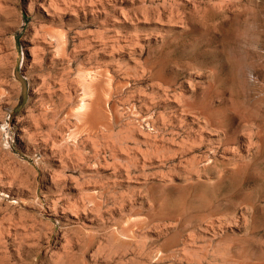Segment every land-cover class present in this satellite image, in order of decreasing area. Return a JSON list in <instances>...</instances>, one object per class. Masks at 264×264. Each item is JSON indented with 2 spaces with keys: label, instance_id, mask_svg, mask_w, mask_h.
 Returning a JSON list of instances; mask_svg holds the SVG:
<instances>
[{
  "label": "rangeland",
  "instance_id": "1",
  "mask_svg": "<svg viewBox=\"0 0 264 264\" xmlns=\"http://www.w3.org/2000/svg\"><path fill=\"white\" fill-rule=\"evenodd\" d=\"M262 85L264 0H0V264H264Z\"/></svg>",
  "mask_w": 264,
  "mask_h": 264
},
{
  "label": "bare ground",
  "instance_id": "2",
  "mask_svg": "<svg viewBox=\"0 0 264 264\" xmlns=\"http://www.w3.org/2000/svg\"><path fill=\"white\" fill-rule=\"evenodd\" d=\"M252 40H254V38L252 39ZM256 40V39H255ZM250 41H251V39H250ZM258 41V40H257ZM256 42V41H255ZM253 43H254V41H253ZM259 44V43H258ZM254 45V44H253ZM253 47H255V46H253ZM257 47V46H256ZM255 47V48H256ZM257 49V48H256ZM262 52V51H261ZM243 62V61H242ZM245 63H246V61H244ZM253 62V61H252ZM251 62V63H252ZM255 62V61H254ZM247 63L248 64H244V63H241V66L239 67V66H236V70L238 71V73L240 74V76H241V85H245V84H248L249 82H250V75H252V72H253V67L251 66V64L249 65V62H248V60H247ZM257 68H259V67H257ZM240 78V77H239ZM263 80V79H262ZM239 81H240V79H239ZM250 84V83H249ZM257 85V84H256ZM262 86H264V85H262ZM243 90H244V88H243ZM249 90V89H248ZM244 93H245V91H244ZM261 93V92H260ZM264 94V93H263ZM244 95H246V94H244ZM245 97H247V96H245ZM244 97V98H245ZM257 97H258V95H257ZM246 99V98H245ZM245 99L244 100H241V101H244L245 102ZM249 100V99H248ZM263 100V99H262ZM81 103H82V105H84V104H86V101H85V99H82L81 100ZM259 104V103H258ZM251 106V105H250ZM259 106H261V103H260V105ZM246 107V106H245ZM252 107V106H251ZM247 108H249V107H247ZM254 109H255V107H253ZM258 108V107H257ZM262 109V108H261ZM245 111V110H244ZM246 112V111H245ZM257 113H258V111H257ZM243 117H244V114H243ZM251 117V116H250ZM247 120V119H246ZM252 120H254V119H252ZM247 122V121H246ZM257 123V122H256ZM258 125V124H257ZM260 128V127H259ZM258 128V129H259ZM257 129V128H256ZM260 130H262V129H260ZM248 131L249 130H247V132H246V134L248 133ZM243 132V131H242ZM256 132V131H255ZM254 132V133H255ZM263 132V131H262ZM258 133V132H257ZM256 133V134H257ZM244 134V133H243ZM251 134V133H250ZM259 134V133H258ZM262 134V133H261ZM242 135V134H241ZM254 135V134H253ZM250 136V135H249ZM254 137V136H253ZM252 137V138H253ZM258 137V136H257ZM260 137H262V136H260ZM249 138V137H248ZM251 140V139H250ZM249 140V141H250ZM252 141V140H251ZM254 141H256V140H253V142ZM261 141H262V138H261ZM260 142V141H259ZM252 145V144H251ZM257 148H259V147H257ZM242 150V149H241ZM263 150V149H262ZM257 151V150H256ZM260 152H261V150H260ZM264 153V152H263ZM242 154V153H241ZM242 158V157H241ZM241 161H243V159L241 160ZM244 164V163H243ZM255 164H256V162H255ZM242 165V164H241ZM245 166H247L246 164H245ZM243 167H244V165H243ZM242 169V168H241ZM244 169H246V168H244ZM248 169V168H247ZM249 169H251V168H249ZM251 170H253V169H251ZM231 172V171H230ZM229 172V173H230ZM236 172H237V170H236ZM242 172V171H241ZM246 172V171H245ZM245 172H243V173H245ZM248 172V171H247ZM259 172V171H258ZM228 173V174H229ZM238 174V173H237ZM254 174V173H253ZM231 175V174H230ZM229 175V176H230ZM256 175H258V174H256ZM261 175V174H260ZM260 177V176H259ZM262 177V176H261ZM224 178H225V176H224ZM229 179V178H228ZM243 179V178H242ZM245 179V178H244ZM259 179V178H258ZM230 181V180H229ZM239 181V180H238ZM227 182H228V180H227ZM243 182H245V181H243ZM257 184V183H256ZM233 186H235V185H233ZM239 187V186H238ZM243 187H245V186H243ZM242 187V188H243ZM250 188H252V187H250ZM244 189V188H243ZM228 190V189H227ZM255 190H257V189H255ZM232 191V190H231ZM254 191V190H253ZM199 192V191H198ZM205 192V191H204ZM260 192V191H259ZM200 194V193H199ZM199 194H198V197H199ZM204 194V193H203ZM249 194V193H248ZM231 195V194H230ZM238 195V194H237ZM243 195H245V194H243ZM204 196V195H203ZM205 196H206V194H205ZM214 196V195H213ZM216 196V195H215ZM234 196V195H233ZM249 196V195H248ZM202 197V196H201ZM244 197V196H243ZM214 198V197H213ZM249 198H251V197H249ZM254 198V197H253ZM196 199V198H195ZM247 199V198H246ZM262 199V198H261ZM239 200V199H238ZM253 200V199H252ZM195 201V200H194ZM198 201V200H197ZM196 201V202H197ZM203 201V200H202ZM182 202H184V201H182ZM193 202V201H192ZM215 203V202H214ZM217 203V202H216ZM184 204V203H183ZM201 204V203H200ZM223 204V203H222ZM245 204V203H244ZM258 204V203H257ZM238 205V204H237ZM181 206V205H180ZM183 206V205H182ZM188 206V205H187ZM196 206V205H195ZM194 207V206H193ZM198 207H199V205H198ZM201 207V206H200ZM204 207V206H203ZM216 207H217V204H216ZM253 207V206H252ZM191 208V207H190ZM211 208V207H210ZM248 208V207H247ZM188 209V208H187ZM192 209V208H191ZM199 209V208H198ZM197 210V209H196ZM202 210V209H201ZM206 210V209H205ZM244 210V209H243ZM189 211H191V210H189ZM254 211V210H253ZM193 212V211H192ZM185 213V212H184ZM241 213H244V212H241ZM197 214V213H196ZM195 214V215H196ZM184 215V214H183ZM203 215H204V213H203ZM213 215V214H212ZM242 215V214H241ZM182 216V215H181ZM180 217V216H179ZM199 217V216H198ZM243 217H244V214H243ZM174 218V217H173ZM187 218V217H186ZM185 218V219H186ZM209 219V218H208ZM205 220V219H204ZM243 220H245V219H243ZM200 221V220H199ZM228 222V223H227ZM226 223L229 225V221H227ZM247 223V222H246ZM235 225H236V223H234ZM246 226V225H245ZM224 230V229H223ZM232 230V229H231ZM254 230V229H253ZM233 231V230H232ZM247 234V233H246ZM241 235V234H240ZM223 236V235H222ZM244 237V236H243ZM244 239V238H243ZM242 239V240H243ZM226 240V239H225ZM240 240V239H239ZM222 241V240H221ZM230 242H232V240L230 239ZM241 242V241H240ZM184 243V242H183ZM218 243V242H217ZM229 243V242H228ZM184 244H186V243H184ZM240 244V243H239ZM215 245V244H214ZM222 245H224V244H222ZM228 245V244H227ZM227 245H224V249H227V250H221V251H219L218 249L220 248H218L217 250V252H216V254L215 253H212V255L214 256H216V258H218V259H220L221 261H222V263L223 262H226V264L227 263H229V262H231V261H228V260H233L234 261V263L235 264H241V251H239L238 249V251H234L235 253H234V255H232L231 253V250L230 251H228L229 249H230V246H228L229 248H226L227 247ZM232 245V244H231ZM236 245V244H235ZM184 246H186V245H184ZM218 246H219V244H218ZM226 246V247H225ZM237 246V245H236ZM217 248V247H216ZM264 248V247H263ZM211 249H213L212 247H211ZM181 251V250H180ZM259 251V250H258ZM144 252V251H143ZM151 252H153V251H151ZM150 252V253H151ZM158 252V251H157ZM166 252V251H165ZM177 252V251H176ZM185 252H186V250H185ZM184 252V253H185ZM197 252V251H196ZM200 252V251H199ZM211 252V251H210ZM213 252H215V251H213ZM134 253V252H133ZM141 253V252H140ZM139 253V254H140ZM148 253V252H147ZM156 253V252H155ZM160 253H161V251H160ZM187 253V252H186ZM185 253V254H186ZM189 253V252H188ZM194 252H192V254H193ZM198 253V252H197ZM196 253V254H197ZM201 253V252H200ZM199 253V254H200ZM205 253H208V254H210L209 252H205ZM261 253V252H260ZM137 254H138V251H137ZM136 254V255H137ZM145 254V253H144ZM143 254V255H144ZM152 254V253H151ZM165 254V253H164ZM185 254H183V255H185ZM195 254V255H196ZM199 254H197V255H199ZM231 254V255H230ZM254 254V253H253ZM135 255V256H136ZM140 255H142V254H140ZM142 255V256H143ZM146 255V254H145ZM144 255V256H145ZM161 255V254H160ZM162 255H163V253H162ZM171 255V254H170ZM190 254H188V255H186V256H189ZM194 255V256H195ZM201 255H203V253L202 254H200V257H201V259L204 257V255L203 256H201ZM207 255V254H206ZM243 255V254H242ZM147 256H148V254H147ZM155 256V255H154ZM186 256H182L181 257V259L184 257V259L186 258ZM191 256V259L193 260V261H199L198 259H196L194 256V258L192 257V255H190ZM190 256H189V259H190ZM215 256H214V259H215ZM236 256V257H235ZM260 256H262V254L260 255ZM138 257V256H137ZM146 257V256H145ZM196 257H199V256H196ZM200 257H199V259H200ZM206 257V256H205ZM204 257V260L205 259H207V258H205ZM250 257V256H249ZM165 258V257H164ZM168 258V257H167ZM172 258H173V256H172ZM177 258V257H176ZM264 258V257H263ZM146 259V258H145ZM150 259V258H149ZM169 259V258H168ZM167 259V260H168ZM186 259H188V257L186 258ZM188 259V260H189ZM194 259H196V260H194ZM212 259V258H211ZM244 259V258H243ZM257 259V258H256ZM172 260V259H171ZM180 260V259H179ZM208 260V259H207ZM206 260V261H207ZM245 260H246V258H245ZM257 260H259V259H257ZM261 260V259H260ZM159 261V260H158ZM163 261V260H162ZM170 261V260H169ZM183 260H181L180 262H182ZM190 262H188L189 264L190 263H192V261L191 260H189ZM201 261V263H202V260H200ZM250 261H253L252 259H250ZM249 261V262H250ZM254 261H256V260H254ZM262 261V260H261ZM147 262H149V261H147ZM153 262V261H152ZM164 262V261H163ZM207 262H209V260L207 261ZM214 262H216V261H214ZM143 263V262H142ZM160 263V262H159ZM200 263V262H199ZM212 263V262H211ZM218 262H216V264H217ZM222 263H220V264H222ZM246 263V262H245ZM259 262H257V264H258ZM162 264V263H161ZM187 264V263H186ZM193 264V263H192ZM206 264V263H205ZM209 264V263H208ZM219 264V263H218ZM232 264H233V262H232ZM248 264V263H247ZM250 264V263H249ZM252 264V263H251ZM253 264H255V263H253Z\"/></svg>",
  "mask_w": 264,
  "mask_h": 264
}]
</instances>
